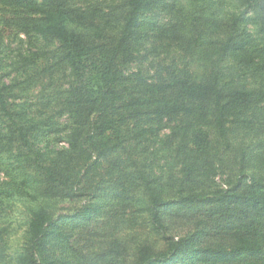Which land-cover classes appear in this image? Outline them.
I'll return each mask as SVG.
<instances>
[{
    "label": "rangeland",
    "instance_id": "rangeland-1",
    "mask_svg": "<svg viewBox=\"0 0 264 264\" xmlns=\"http://www.w3.org/2000/svg\"><path fill=\"white\" fill-rule=\"evenodd\" d=\"M71 2L91 15L95 7L96 13H106L109 19L112 11H121L123 4V0ZM166 2L167 9L143 20L148 21L151 34L141 40L133 62L124 69L125 77L135 80L134 85H138L135 77L141 72L144 85L171 74L189 75L199 83L218 75L222 84L264 88V63L260 59L257 65L246 67L218 51L222 32L235 16H254L250 10L245 12L241 1L211 0V12H204L208 7H197L192 0ZM174 2L185 17L197 20L190 23L184 18L185 23L180 22L183 12L172 9ZM3 9L0 8V89L8 87L5 93L11 117L4 116L5 120L0 121V239L5 240L0 242V264H13L16 254L22 251L28 211L32 208L22 196L23 188L28 186L24 181L35 176L39 166H61L71 178L69 186L74 188L69 195L60 190L63 197L51 202V211L62 226L60 234H50L48 238V257H57L59 264H138L144 247L164 251L168 239L186 236L193 230L194 225L174 218L166 233L168 239L153 231L136 202L146 193L142 175L146 181L158 184L165 196L193 190L214 197L264 178V100L240 120H231L225 137L217 133L211 117L205 122L181 116L143 122L124 105H119L117 113L125 120L118 121L117 116L112 130L99 132L97 114L86 118L75 114L77 83L62 59L59 44L28 33ZM174 28L179 29L177 34L172 33ZM247 28L256 34L254 24ZM12 120L16 124L13 130L19 125L27 133L29 145L17 131L3 130ZM199 129L208 134L205 152L194 146ZM74 138L75 150L71 144L76 143ZM188 163L196 169L189 187L184 184V167ZM124 197L134 198L133 206L125 202L126 208L122 207ZM96 198L97 217L88 223L79 222L75 215ZM195 212L201 215L204 208Z\"/></svg>",
    "mask_w": 264,
    "mask_h": 264
},
{
    "label": "trees",
    "instance_id": "trees-1",
    "mask_svg": "<svg viewBox=\"0 0 264 264\" xmlns=\"http://www.w3.org/2000/svg\"><path fill=\"white\" fill-rule=\"evenodd\" d=\"M239 1L245 6V12L250 10L254 16L245 17L244 13L235 16L229 28L222 32L218 51L223 57L228 56L246 67L257 65L258 59L264 63V0ZM192 2L197 7L207 6L204 12L208 9L211 12L214 6L211 0ZM167 7L166 0H123L121 11H112V19H109L106 13H96L97 8L90 11L94 12L91 15L73 5L71 0H0V8H4L6 16H10L17 25H23L28 33L31 31L59 44L62 59L70 67L77 83L75 114L84 118L97 114L100 122L96 129L99 132L112 130L117 116L118 121L125 120L117 113L119 105H124L134 114L131 117L143 122H161L179 116L205 122L211 117L217 133L225 137L231 120H240L264 100V88L222 84L218 75L207 83H199L189 75L171 74L167 79H159L149 85H144L141 72L135 77L138 85H134L135 80L125 77L124 69L133 62L141 40L151 34L148 21L143 20ZM172 9L183 12L175 2ZM181 14L183 19L180 22L185 23L184 18L190 23L197 20L194 16L188 19L184 12ZM205 20L214 21L211 18ZM248 24H254L256 34L248 30ZM178 31L174 28L172 33L177 34ZM261 75L264 78V72ZM7 89H0V121L5 120L4 116L11 117L5 93ZM13 126H16L14 120L3 130H13ZM16 131L29 145L23 128L18 125L13 130ZM74 141L76 143L71 144L75 150L77 139ZM194 146L205 152L209 146L208 134L199 129ZM114 149H117L116 145ZM195 170L193 163L184 167L187 176L184 184L187 187L194 182ZM22 172L26 173L24 167ZM146 179L142 175L141 184L146 185L145 196L137 198L136 202L139 201L142 214L153 231L168 239L166 233L174 218H180L194 228L186 236L168 239L164 251L144 247L139 253L138 264H264V178L253 180L246 188L225 190L214 197L193 190L187 194L177 192L175 196H165L158 184ZM70 180L61 166H39L35 176L24 181L28 186L23 188L22 196L27 198L32 208L28 211L22 251L16 254L13 264H59L57 257H48V238L50 234H60L62 226L60 218L51 211V202L63 197L60 190H66L68 195L74 192V188L69 186ZM239 184L241 186L240 181ZM98 199L85 205L75 218L81 223L94 220L99 212ZM124 200L120 203L124 208L125 202L133 206L135 201L129 197H124ZM200 207L204 212L198 215L195 211Z\"/></svg>",
    "mask_w": 264,
    "mask_h": 264
}]
</instances>
